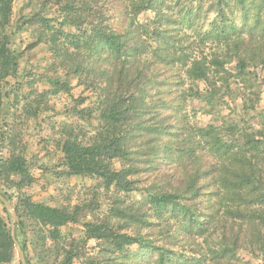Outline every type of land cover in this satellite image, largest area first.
Wrapping results in <instances>:
<instances>
[{
    "label": "trees",
    "instance_id": "trees-1",
    "mask_svg": "<svg viewBox=\"0 0 264 264\" xmlns=\"http://www.w3.org/2000/svg\"><path fill=\"white\" fill-rule=\"evenodd\" d=\"M159 1L161 0H131L130 14L123 18V28L119 30L108 22L110 15L107 12L97 11L88 1L75 6L66 0L61 5L65 14L58 23V28L49 27L48 20L42 22L47 30H39L36 42L48 45L52 64L71 67L80 77L83 75L96 92L98 91L101 125L89 141L83 142L76 127H64L61 152L67 175L95 176L105 189L111 186L123 191L140 189L135 186L138 174L146 167L154 165L160 155L164 156L167 149L162 150V144H159L158 148L150 147L149 152L144 153L138 142L140 137L151 135L158 138L167 131H163V122L167 118L163 111L169 107L172 110V105L170 102L156 101L155 94L152 93V86L162 82L156 77L158 64L181 62L186 67L187 78L192 81L206 78L211 67L217 69L216 72L223 69L224 60L219 57H211L208 60L203 55L195 56L188 59V62L183 55H176L175 52H172L170 57H165L163 52L166 49L162 51L161 44L149 51L151 57L145 54L146 45L141 42L140 37L149 34L162 37L166 29L157 25L154 30L147 29L146 25L139 23L136 18L144 10H153ZM231 1H236L245 10L246 0H216L217 15L220 19L213 21L212 28L204 33V39L214 38L218 43L228 44L233 38L231 31L236 27L227 22L228 18L224 13L225 7H229ZM55 2L61 3L62 0ZM246 6L247 9L257 12L255 18L264 13V0H249ZM11 13L12 0H0V107L2 98L6 95L2 91L3 86L8 78L16 76L20 55L12 45L9 31ZM63 25L76 27L78 33L65 32ZM260 26L258 19L254 20L246 30L249 37L257 32L262 38L264 26ZM129 38L136 40L139 46L135 51L123 54ZM234 38V43L244 41L241 34H236ZM67 43L73 44V51H70ZM257 50L250 49V55L238 56L237 75H244L242 71L246 59L248 62L256 61L261 55V51ZM91 59L94 65L87 68L86 64ZM241 80L245 87H251V78L248 80L242 77ZM166 84V87L170 86V82L167 81ZM148 109L153 112L154 119L157 118V113L159 114V126H149L144 120H140ZM193 135L195 139L186 140L184 146L182 144L176 148L175 154H170L174 155L180 165L186 162L185 157L189 161L184 177L176 176L173 184L165 186H160L157 181L146 184L147 198L140 202H130L117 211V215L125 220L123 226H112L107 219L84 222V237L81 238V243L95 239L100 245H104L107 253L117 255L134 245L137 246V251L131 255L133 258H144L145 256L140 255L156 252L154 264H173L172 251L158 246L151 238L150 227L156 225L152 224L143 210L146 203L156 218H162L169 212L172 217L178 219L181 232L192 233L195 229L196 233L201 234V228L205 229L207 226L205 223H214L218 231L219 247L215 248L211 256L215 259L214 262L209 264H224L230 259L234 260L229 264H240L238 258L229 254L233 248L247 251L252 258L264 264V123L255 134L242 133V141L236 150L221 140L212 127H199ZM3 137L4 135L0 134V138ZM142 156L148 157L145 160L146 167L142 165ZM166 157L170 158L167 154ZM115 161L121 164L120 168L114 165ZM30 166L29 160L21 151L11 150L8 157L0 158V193L16 210L14 235L25 259L27 221L41 225L42 228L33 231L36 235L34 245L40 246L44 245L47 239H57L59 227L78 221L84 209L83 205L70 208L34 201L25 191L33 181ZM207 181L208 186L212 188L208 194L210 200L205 209L201 207L197 211L194 202L203 196ZM203 215L207 216L208 220H205ZM163 222L167 224V220ZM127 225L134 229L131 233L122 230L128 227ZM142 230L146 232L143 233ZM78 247V243L74 242L64 248L62 264H73L74 259H81V264L100 263V259L95 256H86L82 251L79 252ZM126 254L129 256L128 252ZM15 255L10 217L0 202V264L11 263ZM193 260L199 262L200 258ZM26 261L30 264L27 259Z\"/></svg>",
    "mask_w": 264,
    "mask_h": 264
},
{
    "label": "rangeland",
    "instance_id": "rangeland-1",
    "mask_svg": "<svg viewBox=\"0 0 264 264\" xmlns=\"http://www.w3.org/2000/svg\"><path fill=\"white\" fill-rule=\"evenodd\" d=\"M65 1L12 0L9 31L12 45L20 55L16 76L8 78L2 90L6 95L2 98L0 107V134L4 135L3 139L0 138V158L8 157L11 150H16L21 151L29 160L33 181L25 191L34 201L58 207L84 206L78 221L59 227V237L55 240L47 239L44 245H34L36 235L33 231H37L41 225L27 221L26 259L30 264H62L64 248L75 242L79 245V252L95 256L100 259L99 264H154L156 252L140 255L145 256L144 258H133L131 255L137 251V246L134 245L127 248L128 256L126 252L119 255L107 253L104 245H100L95 239L81 243L84 222L107 219L112 226H123L125 220L117 215V211L130 202H140L147 198L146 184L157 181L160 186H165L173 184L176 176L184 177L189 161L184 158V167L185 163L178 164L174 155L170 154H175L176 148L182 144L184 146L186 140L195 139L193 134L197 128L212 127L218 137L226 141L233 150L240 145L242 133L255 134L264 123V36L260 38L259 33L255 32L249 37L246 30L256 19L260 22V27L264 26V13L255 18L257 12L247 9L249 0H246L245 10L236 1H231L224 13L228 18L227 22L236 27L231 31L232 37L241 34L244 41L234 43L235 38H231L228 44L218 43L214 38H203L204 33L212 28L213 21L220 19L216 0H161L153 10H144L137 16V21L146 25L147 29L154 30L155 25L166 29L162 37L154 34L140 37L141 42L146 45L144 50L148 57H151L149 51L161 44L162 51L166 49L163 52L165 57H170L172 52L183 55L187 62L195 56L203 55L208 60L219 57L223 58L224 65L218 72L211 67L206 78L192 81L187 78L186 67L181 62L158 64L156 77L162 82L152 86V93L155 94L156 101L170 102L172 105V110L169 107L163 111L167 116L163 122V131H167L158 138L151 135L140 137L138 142L144 153L149 152L150 147L158 148L159 144H162V150L167 149L163 157L158 153L160 159L152 166L146 167L145 160L148 157L142 156V165L146 169L138 174L135 184L140 189L123 191L114 186L105 189L95 176L67 175L62 163L61 146L66 125L76 127L83 142L89 141L101 125L98 91L71 67L52 64L48 45L36 42L39 30H47L42 24L44 20H48V26L53 29L59 27L58 23L65 14L61 5ZM68 1L75 6L88 1L97 11L107 12L110 15L108 22L117 30L123 28V18L130 14L131 0ZM121 10L124 11L121 13ZM62 29L67 33H78L74 26L63 25ZM67 45L70 51L74 50L73 44ZM138 46L136 40L129 38L123 54L135 51ZM254 48L260 50L261 55L256 61L245 60L242 71L244 75L240 77L237 75L238 56H247L248 51ZM92 64L91 59L86 67L89 68ZM242 77L248 80L251 78V87L244 86ZM167 81L170 82L169 87H166ZM150 110L140 120H144L149 126H159V114L154 119ZM114 165L121 167L117 161ZM210 190L212 188L207 181L203 196L194 202L197 211L208 206ZM143 210L152 224L156 225L150 227L151 238L158 246L172 251L173 264L214 262L215 259L211 256L215 248L219 247L218 231L214 223H205L207 226L205 229L201 228V234L196 233L195 229L192 233H186L181 232L180 222L169 212L162 218H156L146 203ZM203 218L208 220L207 216L203 215ZM163 220H167V224ZM127 226L122 230L131 233L134 229ZM236 228L237 224L234 230ZM229 254L238 258L240 264H260L259 260L239 248H233ZM193 258H200V261L196 262ZM81 261L74 259L73 264H81ZM9 264H20L17 252Z\"/></svg>",
    "mask_w": 264,
    "mask_h": 264
},
{
    "label": "water",
    "instance_id": "water-1",
    "mask_svg": "<svg viewBox=\"0 0 264 264\" xmlns=\"http://www.w3.org/2000/svg\"><path fill=\"white\" fill-rule=\"evenodd\" d=\"M0 202L2 203L7 213L9 214V217L11 220V236L14 241V247L16 249L18 259L21 264H27L24 252L22 248L20 247V244L18 243V241L15 239V235H14L15 222L17 221L16 210L14 206L11 204V202L7 198H5L1 193H0Z\"/></svg>",
    "mask_w": 264,
    "mask_h": 264
}]
</instances>
